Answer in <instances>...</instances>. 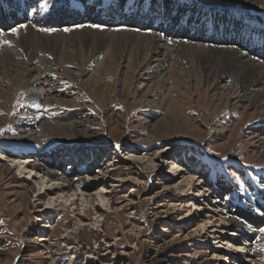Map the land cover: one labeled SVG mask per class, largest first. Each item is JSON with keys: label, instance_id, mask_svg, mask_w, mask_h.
I'll return each mask as SVG.
<instances>
[{"label": "rangeland", "instance_id": "rangeland-1", "mask_svg": "<svg viewBox=\"0 0 264 264\" xmlns=\"http://www.w3.org/2000/svg\"><path fill=\"white\" fill-rule=\"evenodd\" d=\"M5 1L0 0V55L11 52L5 41L26 34L25 29L10 31L22 23L42 38L72 37L71 32L84 28L105 37L110 35L104 31H119L160 38L148 60L132 66L121 61L124 67L113 70L106 64H116L117 57L106 39L92 58L60 63L52 52L43 50L30 59L22 47L13 46L15 62L32 66L37 83L30 84L31 75L11 85L0 75V264H222L224 252H213L224 251L218 245L233 247L215 243L207 232L218 223L226 233L238 226L242 231L241 225L229 226L231 218L257 223L250 258L252 264H264V161L260 143L248 141L252 134L264 138V109L235 104V98L226 102L227 97L220 98L226 85L219 83L214 90L177 52L179 42L221 46L264 66V0L256 7L220 0H47L44 11L39 9L44 0H30L20 20L8 18L7 10L15 8ZM27 71L16 69L8 78ZM92 73L97 80L90 79ZM170 100L179 105L183 120L171 118ZM25 146L30 147L27 153L13 151ZM11 151L49 162L65 185L70 166L90 183L86 191L82 185L86 194L112 185L103 216L97 217L93 206L101 203L84 202L80 192L43 211L31 178L38 174L23 179L26 171L11 163ZM171 159L179 160L183 172L166 168ZM88 160L95 165L91 178L82 165ZM110 165L117 167L111 170ZM183 174L193 185L202 176L201 197L186 193L190 185L179 183ZM113 175L120 180L112 181ZM239 253L243 259L244 251Z\"/></svg>", "mask_w": 264, "mask_h": 264}, {"label": "bare ground", "instance_id": "bare-ground-1", "mask_svg": "<svg viewBox=\"0 0 264 264\" xmlns=\"http://www.w3.org/2000/svg\"><path fill=\"white\" fill-rule=\"evenodd\" d=\"M3 2L4 1H1V3ZM220 2H222L224 5H228V4L234 5L236 2L237 4L239 3L245 7H248V5L250 4L251 6L256 7L258 6L260 2H262V0H220ZM16 4H20V7H24V9L17 10ZM29 4H30V0H11L9 2L7 1L6 5H12L15 9L14 11L7 10L8 12L6 13V15L8 16L9 19L17 18L18 20H20L21 18L24 17V15H26L25 12L29 9L30 7ZM33 7L37 8V6L35 5H33ZM76 20L78 19H74V21ZM24 29H25L26 34H23V37H20V35H18L17 37H14V41L10 42L8 40L9 44L7 46L10 47L8 51L11 50V52H7V51L3 52V49H1L3 53H1L0 55V75L2 78H6L7 82L10 83L11 85H16L19 82L28 80V76H31V75H34V77L32 81L30 80V84L34 85L37 83V80H36L37 74L34 73V68L32 66L28 64H24V63H23L24 65H22V64L15 62V61H18V60H15L16 59L15 57L17 56H14L12 54H15L14 53L15 50H17L15 47L18 45L23 48V53L27 55V57L30 59L35 57L37 55V52L40 53V52H43L44 50L45 53L52 52L53 54L51 55H53V57L55 58V61L60 63V62H63L64 59L65 60H80L81 59V61H83L85 58V61H86L92 58L100 50V48L103 45L104 40L106 39L110 44L109 46H110L111 51L114 52L112 53L113 57H117L116 64L114 65L106 64L109 70H113V67L114 69L117 68L118 66H122V68L124 67L121 61L123 63L126 62L128 66H132L131 62L132 64L139 65V64H142L143 61L148 60L149 55L150 54L154 55V53L157 51L155 49L158 48L157 45H159V38H160V37L155 36L154 34L142 35V34H132V32L131 33H120L119 31L118 32L104 31L103 32L104 34L110 35L109 37H105L99 34L98 32L96 33V31L93 32V30L92 32L91 30L89 31L88 29H87L88 31H86L85 28L84 30H82L83 32L82 31L81 32L78 31L79 33L77 31H76L77 33H73L74 31L71 32L72 34H74L72 37H70L69 36L70 34H69L68 35L69 37L67 38L66 36H61V37L55 36V37L42 38L41 35L37 37L38 32L35 34L31 32L30 30H27V28H24ZM178 44H179L180 49L178 51V49L176 48L177 52H183V55L186 57L187 63L190 64V68L193 67L200 71L201 79L202 81H204V83H209L213 87L214 90H215V87L219 83H224L226 85L225 87V90L227 89L226 95L223 96V94L221 93L222 96L220 95V98L227 97L225 98L226 102H228L230 98H235L237 99L235 104H238L240 102H249V105L251 106V108L252 109L255 108L254 110H257L259 107H262L264 109V66L262 64H260L257 61L255 62L252 61L249 57H245V55L243 56V54L245 53L241 55L237 53L236 51L231 50L232 48L230 50L221 49L222 48L221 46H220V49L206 48L202 45H199L200 43L189 45V44H183L179 42ZM39 48H41L42 51L41 50L39 51ZM128 53H131V54H129L128 59L126 60L125 55H127ZM104 60L101 61L102 64H104ZM34 61L36 62V60ZM41 61H43V59H41ZM25 65H28L30 67H27ZM19 68L28 70V71L24 73L23 75L15 73L16 74L15 76H11L10 78H8L9 74L11 75V73L14 70L19 69ZM182 72L183 70H179L180 74ZM89 77L91 80H97L95 73H92L91 76ZM159 82L160 80H157L154 84H158ZM221 88H222V85H221ZM215 94H218L217 91L215 92ZM178 107L179 105L177 104V102H175V100H170V102L167 103L166 105L167 111L170 112V114L172 113L171 118H173L177 122H179V120L184 119V117L182 116L179 117L180 115L177 114ZM255 114L256 113H254L252 116L250 115V118L255 116ZM184 124L186 123L184 122ZM261 136H263L262 133L249 135L250 139L248 141L256 140L260 143V145L259 144L257 145V148H259V151H261L260 152L261 160L264 161V138ZM29 148H30L29 146L18 147V148L13 149V151H15L16 154L21 155V154L27 153ZM13 151L10 152L8 157L11 158V159L9 158L11 163H14L13 161H15L16 167L18 168L22 167V169L26 171V172H21L24 175L22 176L23 179L30 177V174H32L33 171H35V174H38L37 176H31V178L35 179V183L38 186V192L35 195L36 200L40 202L44 201L45 208L42 209L43 211L53 208L54 204L61 199L63 200L62 201L63 203H67L69 201L68 199H69L70 194L76 196L78 195V192H80V194L86 196L84 198V202L90 203V202L98 201L99 203H101L102 206H100L99 204H96L93 206L96 207V213L98 214L97 217L100 218L103 216L105 207L109 206V202H108L109 196H107V192L109 191H107V187L112 186V185H102L101 187L99 186L94 187L92 191L91 189L89 191L87 190L88 193L86 194L83 190L85 188V191H86V186L87 184L89 185L90 183L83 181V179H81L78 175L79 172L73 168L69 169L70 166L67 169V175L69 177L68 179L69 181L66 183L67 185H65L62 182L63 179L59 176V173L56 171V168H54L55 170L52 171V167L49 162L46 165L45 163H43V160L40 161V160L34 159L33 161L31 160L33 159L31 157L19 158L18 156H15L14 154H12ZM134 157L136 158V156ZM36 160L38 163L35 162ZM141 160H143V157H140V161ZM149 161L155 162L154 159L149 160ZM168 164L166 168L172 167L174 173H177V172L181 173V171L183 170L182 164H180L179 160L177 159H171L168 162ZM82 165H83V168L86 169V172L88 173L87 174L88 177L91 178L92 176L91 173L93 169L95 168L94 161L93 160L84 161ZM116 167L117 165H114V166L110 165L111 170L116 169ZM39 174L41 176H39ZM184 175L185 174L181 175L180 177L181 180H179V183L182 184L185 182V185L187 186L190 185V186L186 190L185 188H183V185L179 186V183H177L178 184L176 185L177 188L180 189L181 191L186 190V193L189 192V194H193L194 192L197 193L194 196H197L199 193L202 194V191L200 190V187L198 186L203 183V182L198 183V181L199 182L201 180L203 181V179L201 178L202 176L197 177L194 180V181H197V183L193 185L192 178L189 179L188 177H185ZM111 180L119 181L120 178H118L116 175H113ZM74 184H75V187H74ZM82 185H84V188L82 187ZM48 195L51 197L50 199L47 198ZM43 196H46V197H43ZM201 196L202 195H198V197H201ZM45 198L47 199L45 200ZM203 200H205V198H203ZM229 221H230L229 226H234V227H237L238 225L243 226V229H246V232H245L246 234H240V232L238 231L240 230L238 228L239 226L237 227V229L235 228L234 230H231V232L229 233H226L227 231L225 230L226 229L225 226H221L219 223L217 225L211 226L213 227V229L207 232L208 237L211 236L213 237L214 241L217 240V242L215 243L224 244V245L231 243V246L233 247L231 250H228L225 247H221L220 245H218L217 248L224 249V251L223 250L214 251L213 254L215 255L218 253L219 255V253L224 252L222 256V258L223 257L224 258L221 259L222 264H252L251 262L253 261V259L250 257L251 255H253V253L251 254L252 250H251V247L249 246V242L252 241V239L254 238L255 234L258 231L257 223L251 222L250 224L246 223L248 225H245V222H239V220L236 218H231V220ZM243 229L242 231L240 230L242 233H243ZM225 233L227 234L228 237L224 235ZM241 251H244V254H245V255H242L243 259L239 258L240 256L239 252ZM246 252H249V253H246Z\"/></svg>", "mask_w": 264, "mask_h": 264}, {"label": "snow or ice", "instance_id": "snow-or-ice-1", "mask_svg": "<svg viewBox=\"0 0 264 264\" xmlns=\"http://www.w3.org/2000/svg\"><path fill=\"white\" fill-rule=\"evenodd\" d=\"M48 8V3H47V0H44L43 3H39V9L41 11H44V10H47ZM37 11V8L36 7H33L32 8V12H36ZM89 27H93V28H102L103 26L102 25H96V24H92V25H88ZM28 25L27 24H19L17 27H11L10 28V31L13 32V33H17L20 29H24V28H27ZM77 27H84V25H77ZM41 31H46V32H52V31H55V29H52V28H42ZM65 31H71V29L69 28H66ZM0 34H2V30H0ZM171 42V41H169ZM5 43H9V41H5ZM260 231L264 232V228H261Z\"/></svg>", "mask_w": 264, "mask_h": 264}]
</instances>
